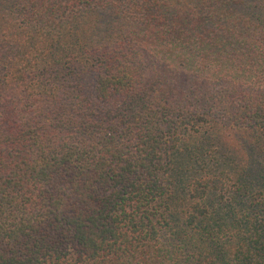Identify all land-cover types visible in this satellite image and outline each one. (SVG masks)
Instances as JSON below:
<instances>
[{
    "label": "trees",
    "instance_id": "1",
    "mask_svg": "<svg viewBox=\"0 0 264 264\" xmlns=\"http://www.w3.org/2000/svg\"><path fill=\"white\" fill-rule=\"evenodd\" d=\"M0 264H264V0H0Z\"/></svg>",
    "mask_w": 264,
    "mask_h": 264
},
{
    "label": "rangeland",
    "instance_id": "2",
    "mask_svg": "<svg viewBox=\"0 0 264 264\" xmlns=\"http://www.w3.org/2000/svg\"><path fill=\"white\" fill-rule=\"evenodd\" d=\"M225 133L222 135V136H224V138H226L228 141H230V143L232 142V143H234V144H236V145H240V143L242 142V141H247V138H246V136H243V138H242V133H236V132H234V131H227V130H225L224 131ZM226 135H228V136H226ZM248 140H249V138H248Z\"/></svg>",
    "mask_w": 264,
    "mask_h": 264
}]
</instances>
